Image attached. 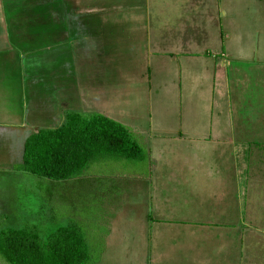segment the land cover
<instances>
[{"label":"crops","instance_id":"1","mask_svg":"<svg viewBox=\"0 0 264 264\" xmlns=\"http://www.w3.org/2000/svg\"><path fill=\"white\" fill-rule=\"evenodd\" d=\"M57 2L0 0V109L15 108L18 115L16 122H0L10 141L2 147L3 157L0 151V168L22 172L14 167L22 163L26 139L41 128L61 125L67 111L103 114L128 126L147 148L148 159L132 178L101 184L104 189L113 185L112 190L99 193L98 210L88 213L87 223L72 216L97 255L95 264H263L256 261L264 256V145L256 148L251 137L248 145L237 143L234 113L222 104L214 114L213 89L209 114V101L206 108L193 101L163 107L155 101L151 77L168 58L160 72L178 77L177 91L184 72L190 94L196 92L193 79H220L238 57L231 52L236 20L214 24L215 10L224 6L231 15L240 2L262 9L264 0H72V33L65 36L61 22L48 16L56 13ZM219 40L213 50L193 49ZM63 45L72 56H62ZM92 56H117V77L95 79L87 62ZM64 71L72 74L77 89L72 87L71 96L66 87L44 81L61 78ZM42 87L46 90L39 92ZM155 142L176 150L164 154ZM236 151L235 157L246 159L241 168L247 178L239 184L224 176L231 170L236 174L237 163L216 164V154ZM92 167L83 176L86 182L95 176ZM24 219L27 228L7 227L42 231L39 217Z\"/></svg>","mask_w":264,"mask_h":264},{"label":"rangeland","instance_id":"2","mask_svg":"<svg viewBox=\"0 0 264 264\" xmlns=\"http://www.w3.org/2000/svg\"><path fill=\"white\" fill-rule=\"evenodd\" d=\"M45 4L48 5L47 2ZM252 6L254 8H251ZM260 8L261 6L257 7L256 5L240 2L235 8L236 12L231 15L227 14L228 10L226 7L217 8L213 14L215 18L214 24L220 21L227 22L230 17L232 22L236 20V29H234L236 36L232 40V50H230L231 52L234 50L233 56L238 57L231 60L230 65L226 67L225 75L220 77V79L216 77V80H214L212 76L193 79L197 80L196 92L194 94L188 93V90L185 88V85L189 82L187 80L189 73H183L184 77L182 78L181 76L183 87L182 90L177 91L178 77L166 76L164 72H160V70H165L164 61H168V58L161 59L162 63L158 65L159 73L156 71V74L151 77L157 85V93H154L155 101L163 107H170L174 103L183 107L189 105L188 102L193 101L197 106H203L204 103L205 108L207 106L206 102L209 101V114L212 101L208 97L210 90L213 89L214 114L217 110L216 105L222 104L225 107V112H229L230 110V112L234 113L236 123L233 124V131L237 133V137L241 138H238L237 143L242 144V146L245 143L248 145V139L251 137L252 141L257 140V142H253V146H256V148H259L260 143L264 145V60L261 58V56L264 57V8ZM55 9L56 13L53 15L49 14L48 16H53L57 21L59 20L58 22H61L62 28L60 31L62 35L65 36V34L72 33V29L69 28L72 26V0H58ZM221 10H225V13L223 14ZM66 22H69V25ZM239 40L243 43L236 45L235 43ZM213 41L215 42L216 40L213 39ZM214 42L206 41L205 44L196 45L193 49L206 47L213 50L216 47H220V40L216 43ZM228 43L229 41L227 40L226 42L225 40V44L228 45ZM67 47V45L62 46V56H72L69 55ZM190 48L189 46L186 49ZM106 57L109 62L106 60ZM87 62L92 63L89 69L93 72L92 76H96L95 79H100V75L103 78V74L107 75L106 78L109 80L117 77L115 67L116 63H118L117 56H92L88 58ZM59 66L60 63L55 67L59 68ZM171 68L172 66H169V69ZM172 71L177 72L176 69ZM64 73L66 72L61 73V78L50 77V79L45 78L44 81L46 85L49 83V85L66 87L71 92L69 94L71 96L77 89H74L72 85V74L65 75ZM185 81L187 82L186 84ZM12 85L13 87L17 86L16 81ZM72 87L74 91H72ZM44 90L46 89L42 87L39 89V92H44ZM47 96L48 94H46ZM57 97L59 96L57 95ZM57 102L59 104L58 100ZM70 103L71 107L74 108V105H76L74 99ZM40 104H43V101H40ZM8 105L16 106L15 103H9ZM45 106H48V104ZM193 108L197 112L200 110L194 105ZM29 109V114L31 115L34 107L30 106ZM4 112H11V118L5 117ZM17 119L18 115L15 108L0 109V122H16ZM8 137V134L0 131V151L2 152V157L4 156L3 145H10V143H7V141L10 142L7 140ZM155 145L156 149L158 147L164 154H169L171 151L176 150L173 147H159V142H155ZM9 154L8 149L6 153L7 158H5L6 163L9 162ZM238 154H240L238 151H236V155L230 153L229 157L216 154L219 157L216 158V164L233 167L237 163L238 174H234L233 170H231L230 173H225L224 176L227 180L236 181L239 184L245 182L247 172L245 168H241L243 167V163L245 164L246 159L244 157H235L239 156ZM243 154L244 151L242 150ZM155 159H157L156 156ZM168 159L170 158L168 157ZM166 163L170 164V162ZM152 164L154 165V162ZM137 170H139V166L136 168L135 165L126 161L107 160L93 165L91 171L95 176L87 182L83 176L67 181L55 182L38 178L25 172H16L11 169V166L5 165L0 168V229L7 226L18 227V224L20 226L25 225L24 227L27 228L26 220L24 219L26 215L29 217V221H35L36 217H39L38 229L43 231L39 233L45 239L49 233L55 231L58 227L69 224L72 216H77L79 222L85 224L87 223L86 217L88 213L97 212L98 210L94 204L96 198L100 196L99 193L101 194L103 190L104 192L112 190L111 187L113 185H109L108 189H104L106 186L102 188L101 184L103 182L106 184L115 183L116 181H120L122 177L132 178L134 172H137ZM115 191L117 189L112 192ZM242 200L243 197L241 202ZM29 228L31 229L32 227L30 226ZM257 259L256 263H259L261 260L264 264V256L261 259L260 257ZM0 264L6 263L0 259Z\"/></svg>","mask_w":264,"mask_h":264},{"label":"trees","instance_id":"3","mask_svg":"<svg viewBox=\"0 0 264 264\" xmlns=\"http://www.w3.org/2000/svg\"><path fill=\"white\" fill-rule=\"evenodd\" d=\"M147 148L126 125L100 113L67 111L61 125L41 128L25 141L14 169L51 181L85 176L101 161L141 166ZM83 227L71 220L42 238L32 229L0 230V259L6 264H95L97 255Z\"/></svg>","mask_w":264,"mask_h":264}]
</instances>
